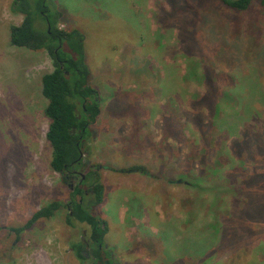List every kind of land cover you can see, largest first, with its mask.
I'll list each match as a JSON object with an SVG mask.
<instances>
[{"label":"rangeland","instance_id":"rangeland-1","mask_svg":"<svg viewBox=\"0 0 264 264\" xmlns=\"http://www.w3.org/2000/svg\"><path fill=\"white\" fill-rule=\"evenodd\" d=\"M12 2L0 0V264H89L78 260L70 246L89 234L90 227H69L65 209L20 238L8 230L24 226L49 203L68 204L71 188L80 181L79 175L71 177L68 186L51 168L42 78L53 71V62L44 51L11 45L10 28L23 21L11 13ZM46 6L52 20L62 19L60 30L83 35L91 84L100 94L102 112L90 128L84 158L86 164L100 166L103 204L92 213L106 221V244L115 263L264 264V237H250L234 260H200L217 237H202L195 226L201 217L221 213L223 205L211 208L208 194L199 195L187 184L184 164L173 159L183 158L190 143L172 150L179 145L164 126L172 122L171 114L179 113L177 104L187 109L203 91L189 80H201V69L197 76L193 71L184 76L199 55L215 60L218 70L246 76L232 93L244 98L238 107L253 104L250 114H256L264 104V8L234 15L210 0H47ZM192 38L202 52L197 49L193 59L188 54ZM229 51L234 61L224 63ZM245 54L253 58L256 72L250 67L233 70L232 64L246 63ZM77 172L86 173L83 168ZM189 214L194 227L187 224Z\"/></svg>","mask_w":264,"mask_h":264},{"label":"trees","instance_id":"trees-1","mask_svg":"<svg viewBox=\"0 0 264 264\" xmlns=\"http://www.w3.org/2000/svg\"><path fill=\"white\" fill-rule=\"evenodd\" d=\"M46 1L13 0L10 11L23 16V21L10 28V42L16 48L44 51L53 62V71L42 78V95L48 102L44 115L50 122L46 139L53 149L52 170L68 186L72 171L83 168L86 173L85 179L71 188L68 204L59 201L49 203L35 212L24 226L8 230L20 238L37 222L51 220L65 209L69 227L76 229L75 223L90 227L89 234L70 246L76 258L82 262L87 260L89 264H116L114 254L106 244V221L101 215L98 217L92 213V208L103 204L105 186L101 181L100 166L86 164L84 158L89 148L87 138L90 128L97 123L102 112L100 94L91 84L83 51V35L78 30H60L58 24L62 19H51ZM210 1L220 3L234 15L245 14L255 7L264 8V0ZM56 15L62 16L61 13ZM197 17L198 14L196 20ZM41 21H44V26ZM193 43L188 48L191 59L194 58L193 53L197 54V49L202 54L201 45L198 48ZM65 48L71 50L73 55L67 54ZM174 53L176 55L178 49ZM227 57L229 60H224V63L234 61L230 51ZM244 57L246 63L232 64L233 70L245 71L250 67L256 72L254 65L251 66L253 58L248 54ZM193 60L194 64L188 66L184 76H191L192 71L197 76L201 69V80L192 77L189 80H193L191 82L203 91H198L191 101L189 107L192 112L189 107L186 109L174 101L180 108L179 113L171 114L172 122L168 120L164 126L173 134L176 146L179 145L172 150L179 151L190 143V151L183 158L179 156L173 159L176 164H184L187 184L197 188L199 195L207 193V198L213 201L211 208L216 203L222 202L223 205L221 213L216 211L212 212L211 217H201L199 226H195L192 214L188 215L189 227L195 226L204 234L192 233V236L217 237L214 243L205 248L210 251L204 257L200 256V260L207 261L215 256L221 260H234L250 237L256 240L264 237V104L254 115L250 114L251 110L256 109L253 104L250 109L246 103L243 108L238 107V102L243 103L244 98L232 91L238 80L246 76L236 75L232 70H218L215 60L204 59L203 55ZM180 113L183 118L179 117ZM192 133L196 135L190 138ZM195 156L197 159H194ZM134 169L149 174L144 167L135 166ZM255 184L263 187L254 188Z\"/></svg>","mask_w":264,"mask_h":264},{"label":"flooded vegetation","instance_id":"flooded-vegetation-1","mask_svg":"<svg viewBox=\"0 0 264 264\" xmlns=\"http://www.w3.org/2000/svg\"><path fill=\"white\" fill-rule=\"evenodd\" d=\"M76 175H79L80 176V181L79 182H82L85 179V177H83V175L82 174H79V172H77V171H72L70 173V177H76ZM65 179H67V178H65Z\"/></svg>","mask_w":264,"mask_h":264},{"label":"water","instance_id":"water-1","mask_svg":"<svg viewBox=\"0 0 264 264\" xmlns=\"http://www.w3.org/2000/svg\"><path fill=\"white\" fill-rule=\"evenodd\" d=\"M83 177H84V175H83Z\"/></svg>","mask_w":264,"mask_h":264}]
</instances>
